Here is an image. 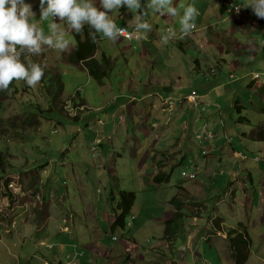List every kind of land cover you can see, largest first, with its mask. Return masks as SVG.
<instances>
[{
	"label": "rangeland",
	"instance_id": "obj_1",
	"mask_svg": "<svg viewBox=\"0 0 264 264\" xmlns=\"http://www.w3.org/2000/svg\"><path fill=\"white\" fill-rule=\"evenodd\" d=\"M28 2L35 4L37 16L32 19L49 35L51 18L41 21L39 0ZM249 2L231 0L241 7V13L231 14L233 23L239 20L236 25L240 28L235 30L231 16H220L214 2L173 0L178 15L151 12L147 17L151 32L141 43L122 38L115 43L107 38L100 42L98 58L104 53L111 59L108 64L98 59L106 73L99 80L84 67L66 61L77 44L71 30L67 37L72 42L70 51L59 53L46 48L41 55L33 56L34 63L45 66L44 80L34 88L24 81H14L11 94L0 93V151L6 162L0 177L11 181L10 188L5 189V180L0 188V212L3 209L9 213L14 203L27 202L14 176L24 181L31 176L32 200L52 203L49 230H60L58 222L66 214L65 207L75 219L76 231L70 223L71 233L84 235L88 241L91 235L87 230L100 225L104 244L118 247L121 256L116 261L120 264H235L230 257L227 232L240 224L252 226L255 220L253 226L259 227L261 215L256 210L249 211L247 205L264 203V142L251 138L254 130L264 127V95L257 88L256 93L252 90L264 85V19L245 8ZM190 4L198 10L204 4L205 14L198 17V22L195 20L192 35L182 37L179 21ZM245 11L263 25L255 22L242 28L240 18ZM131 14L133 18L135 13ZM121 17L119 9L113 10L111 18L116 25H128ZM168 28L177 35L164 44L161 37ZM234 30L237 32L227 34ZM217 34L223 35L225 41L215 39ZM228 42L238 46L252 43L253 47L237 54L227 49ZM235 66L237 71H233ZM254 73L259 76L254 77ZM193 91L198 102L202 100L199 108L188 102ZM134 99L138 101V105L133 104L135 110L145 109L144 115H135L136 123L129 113ZM182 100L186 102L178 103ZM147 103L154 105L152 118L159 120L150 133L137 124L142 116H147ZM203 131L213 138L201 144L199 136ZM207 147L211 155L206 157L203 152ZM233 150L247 159H235ZM164 152L171 156L163 167L167 161ZM158 167L167 171L168 182L153 181ZM199 186L205 200L186 193L180 195V187L192 190ZM122 191L135 193L125 220L131 226H120L112 232L108 216L121 213ZM181 197L190 203L177 200ZM173 199L187 204L180 211V221L173 224L172 241L159 247L165 220L176 208ZM5 203H11V207ZM197 203L204 204V208ZM30 211L28 216L34 220ZM14 216L18 215L5 216L4 220L10 222ZM222 218L223 226L216 228V221ZM23 223L21 219L17 229L21 230ZM8 230L9 226L0 227V264L61 261L47 247L39 246L40 238L35 239L40 234L37 229L34 238L24 233L20 236L19 231L11 235ZM261 234L249 232L252 239L246 264H264ZM113 237L120 242L113 241ZM125 248L130 252L126 253ZM89 257L90 253L79 260L84 262ZM95 258L96 261L91 257L90 260L105 264L99 256ZM62 264L68 261L63 259Z\"/></svg>",
	"mask_w": 264,
	"mask_h": 264
},
{
	"label": "clouds",
	"instance_id": "obj_2",
	"mask_svg": "<svg viewBox=\"0 0 264 264\" xmlns=\"http://www.w3.org/2000/svg\"><path fill=\"white\" fill-rule=\"evenodd\" d=\"M228 1L231 2V0ZM233 7L239 14L241 7L236 5ZM34 8L35 4L28 0H0V91L11 94L14 89L10 85L14 81H24L31 88L38 85L45 76V66L34 63L32 57L41 55L46 48L57 50L59 53L70 51L72 42L67 38L68 30L78 35L82 41L89 40L96 45L104 38L115 43L121 37L132 38L133 36L140 39L134 42L140 43L146 34L151 32V25L147 19L151 12L155 11L171 17L178 15V7L173 5V0H97L95 3L94 0H39L40 20L51 18L48 25L50 34L45 35L42 28L32 19L37 16ZM122 8L135 13L129 21V27L134 29L131 33L126 27H117L111 18L113 10ZM245 8H251L258 19H264V0H250ZM120 14L125 16L121 11ZM198 15L199 11L195 5L190 4L184 8L179 21L182 37L191 36L195 31V20ZM176 35L173 28H168L162 35L161 42L167 44ZM88 59L90 58L82 60L81 65H85ZM253 76H259V73H254ZM262 87L264 85L254 86L255 89L257 88L256 91L261 90ZM196 101L197 105L192 104L188 99L191 105L198 107V95ZM185 102L182 100L178 103ZM10 186L11 182L9 188ZM5 206L11 207V203H5ZM1 210L0 221H3L5 216L11 217L8 212ZM4 226L0 223L1 228ZM127 226L130 227L131 224L126 223L125 227ZM71 264H78V262L73 261Z\"/></svg>",
	"mask_w": 264,
	"mask_h": 264
},
{
	"label": "crops",
	"instance_id": "obj_3",
	"mask_svg": "<svg viewBox=\"0 0 264 264\" xmlns=\"http://www.w3.org/2000/svg\"><path fill=\"white\" fill-rule=\"evenodd\" d=\"M223 1H225L224 4H223ZM227 1L228 0H208V2L210 4H212V2H214L213 5L218 7L220 16H225V15L231 16L226 11V9H227L226 2ZM222 4H223V9L221 11ZM202 8H204V4L202 5ZM202 8H200L198 10L199 11V15H198L199 18L203 17V15L205 14V11H202ZM119 11L123 12V14L125 15V16L121 17L122 19H124L121 21L128 23V25H125V26H130L129 21L132 20V14L126 8L119 9ZM242 16H243V18H240V19L241 20L243 19L242 25L244 27H242V28H244V29H246L247 27L253 26L252 24L255 22H260V24L263 25V22L261 20H255L250 15V13L248 11H245V14ZM198 17L196 18L197 22H198ZM231 18H232V26L234 27V29L237 30V28H240L238 26L239 20H237L236 23L235 22L233 23V17L231 16ZM236 24H238V25H236ZM208 30L212 31L213 28L208 27ZM235 30L232 32H229L227 34L232 35L233 33H236L237 31H235ZM215 39L225 41L223 38V35H219V34L215 35ZM227 44H228L227 49H229L230 51L233 50L237 54L243 48L245 50H248V49L252 50V47H253L252 43H250V45H248V46H238L237 43H229V42ZM227 49H226V52L227 53L230 52ZM220 52L222 53L223 51L220 50ZM102 55H101V57H102ZM101 57L98 58V55H97V59H101ZM237 69H238V66H235L233 71H237ZM252 90L256 93L255 88H252ZM259 91H260V89H259ZM150 97L151 96L149 95L148 98H150ZM199 101H200V102H198L199 106L196 108L200 107V104L202 101L201 98ZM130 103H132V104H129V106H132V108L129 109V111H130L129 113L131 115L132 121H134V123H136L137 120L134 119L135 115L136 114L137 115L138 114L144 115L145 109L138 108L137 110H135L133 108L134 103H136L138 105V101L136 99H134ZM147 108H149L148 112H147V116H142L140 121L137 124L139 125V127H141L143 129V131L145 133L146 132L150 133V131H152L154 126L158 124L159 120L156 121V120H154V118H152L153 117L152 113L154 111V105L153 104L150 105L147 103ZM150 125H151V128H150ZM146 129H148V130H146ZM207 153L208 154L206 155V157L211 155V152H209L208 147H207ZM163 155L165 157V160H167L166 162L163 163V167H164L166 165V163L168 161H170L171 154H170V152H167V153L164 152ZM232 156L235 159L240 160V161H244L247 159V157L243 153L239 152L238 150H233ZM163 167H158L157 173L153 178V181L155 183H157L156 182V176L157 175H159L157 177V179H160L164 175H166V176L168 175L167 171H165ZM246 171L248 172V169H246ZM248 173L250 174V172H248ZM14 178L17 179L18 184L24 190L23 194H24V197L26 196L27 202L26 203H14L13 208L10 210V212L8 214H9V216L10 215L12 216L13 214L18 215V216L17 217L14 216L12 221H10V222L9 221L5 222V220L0 221V223L4 224L5 226H8L9 224H11V226L9 225V230L7 231V233L13 235L14 231H19L20 236L22 235L21 233H24V234H28L29 236H31V238H34L33 232L37 229L38 231H40V234L35 236V239L40 238L41 241L39 242V246L40 247H47L48 250L53 252L55 254L56 258H59V260H61L60 262H58V264H62L63 259H66L68 261V264H71L73 261H77L78 264H95V263H93V261L97 260V258H95L97 256H99L100 257L99 260L100 261L103 260V262L105 264H108L111 261L113 262V264L114 263L115 264L122 263L121 261H119V262L116 261V259L121 256V255H119L118 247L112 248L111 246H107L106 244H104L103 235H102V228L100 225H97L93 229L89 228L87 230V232L91 235V238L88 236V238H90V239H88V241H86V239L84 238V235H82V236L78 235L76 232L72 234L71 233L72 228H70L69 226H70V223H72L73 224L72 225L73 230L76 231L75 226H74L75 219L73 217L71 218L68 215V210L65 207H63V208H64V211L66 214H64L65 216H62V218L58 222V223H60V224H58V227H60V230H57L56 233H53L52 230H49V228L52 224V222H51L52 218L50 216L51 210H52V203H35L32 200L33 182H32L31 176H28V179L25 181L19 180V177L17 175L14 176ZM262 186L264 187V181L262 183ZM179 191H180V195H181V193H186L187 195H189L190 197H192L194 199L205 200L204 190L202 189V186H199L197 188L194 187L192 190L186 189L184 187H180ZM181 198L177 199V200H183V201L190 203L188 200L183 199V197H181ZM260 201H262V196L260 198ZM172 202H173L172 203L173 207H176L179 210H176V208H174L175 210L173 209L174 211H171L170 215L167 216V218L165 220V231H164L163 237H162V244L159 245V247L169 243V241L167 240V237H166L167 225L171 227V229L168 228V230H167L168 233L169 234L173 233L171 240H170V241H172L173 236H174L173 224L176 221H180L182 214H180V216H178L177 219L174 217L177 213H181L180 212L181 209H183L184 206H186V204H187L186 202H184L183 205H181V202L177 203L175 199H173ZM192 204H194V203H192ZM197 204L201 206V209L204 208V204H202V203H197ZM233 204H235V203H233ZM228 207H229V210H232V205L228 204ZM247 208L249 209V211L256 210L258 212V214L261 215V218H262L261 224L259 227L253 226V224L255 223L256 220L251 224L252 226H250V224H245L246 227L248 228L247 229L248 234H249V232H254V231H258V233L262 232L263 234L259 235V237L263 238L264 237V203H248ZM31 209H32V215L35 217L34 220L30 219L28 216L31 213V211H30ZM90 210H92V214L95 213L94 207L90 208ZM54 212L58 214V211L56 208L54 209ZM37 215H38V217H39V215L42 216L40 221H38L39 219H38ZM196 215L197 214L195 213L194 216H196ZM93 216L96 218L95 214H93ZM21 219H24V223L22 224L23 227L20 230L17 228H18V225H19ZM58 220L59 219H57V221ZM115 220H116V215H109L108 216V222L110 223V226L112 228V232H116V230L113 227ZM249 221L251 222V220H249ZM223 222H224L223 218L219 221H216V228L222 227ZM14 223H16V224L14 225ZM66 229L68 231H66ZM46 230H47V232H44ZM220 231H223V229H221ZM249 237L251 238V235H249ZM112 239H113V241L120 242V239L115 240L114 237ZM208 240L209 239H207V241ZM46 243H48V246L46 245ZM122 248H124V247H122ZM125 249H126V253L130 252V250L128 248H125ZM84 253H85V256L83 255ZM88 253H90V257L93 259V261L90 260V257L88 258V260H86L84 262L79 260L80 258H83V257L85 258L88 255ZM70 256H71V258H69ZM62 257H63V259H62ZM98 263L100 264V262H97V264ZM46 264H49V261H46ZM52 264H55V263H52ZM165 264H169V262L167 261V262H165Z\"/></svg>",
	"mask_w": 264,
	"mask_h": 264
},
{
	"label": "trees",
	"instance_id": "obj_4",
	"mask_svg": "<svg viewBox=\"0 0 264 264\" xmlns=\"http://www.w3.org/2000/svg\"><path fill=\"white\" fill-rule=\"evenodd\" d=\"M225 1H223V4ZM223 4L221 11L223 9ZM87 33V27L85 28V34ZM73 35L75 36L76 39V46L73 52L70 54V56L66 59V61L69 60V62L75 66V67H84L86 71L94 77L96 80H99L100 77L106 76V73L102 71V66L98 62L99 60L97 59V55L100 52V47L99 44H93L89 40H81V38L76 35L73 32ZM85 58H90L88 59L87 63L85 65H81V61L84 60ZM111 58H109L106 54L102 55L101 60H103V63L108 64L110 62ZM212 74V73H211ZM213 75H216V73H213ZM56 79V78H53ZM44 80V78L42 79ZM58 78L56 79V81ZM1 95L3 96V91H0ZM260 93H263L264 95V87L261 88ZM264 97V96H262ZM2 104L0 103V107ZM252 139L255 141H261L264 142V127L258 128L253 131ZM206 151V150H205ZM204 151V152H205ZM204 154V156L207 155V153ZM5 167H6V162H5V156L4 153L0 151V169L2 170V173L5 172ZM159 175L156 176V182L162 183V182H168L169 181V175H164L160 179H157ZM5 180V184H4ZM10 179L4 178V176L0 177V188H2L3 185H5V189L9 187L10 184ZM121 201L119 204V208L121 210V213L116 214V220L113 224L114 229L116 230L118 227L122 226L125 227L126 223V216L130 213L133 203H134V198H135V193L134 192H128V191H122L121 192ZM175 218V217H174ZM168 228L171 229L170 226L167 225L166 228V237L167 240H170L172 237V234L168 233ZM172 231V230H171ZM227 241H228V249L230 251V257L234 261L235 264H246L249 260L250 257V244H251V238L248 235V230L245 225H241L235 229H230L227 232ZM129 260H132V257L128 256Z\"/></svg>",
	"mask_w": 264,
	"mask_h": 264
},
{
	"label": "built area",
	"instance_id": "obj_5",
	"mask_svg": "<svg viewBox=\"0 0 264 264\" xmlns=\"http://www.w3.org/2000/svg\"><path fill=\"white\" fill-rule=\"evenodd\" d=\"M233 6L234 5L231 2H229V4L227 5L226 11L230 15L231 14H237L236 11H235V8ZM230 9H231V11H230ZM240 13H241V11H240ZM117 27H126L129 33H131L134 30L133 27H129V26H117ZM121 38L122 39H125L127 41H130V42H134V41H139L140 40V39H137L134 36L132 38H127V37H121ZM169 41H171V39ZM196 98H197L196 93H192L191 96H190V98H189V102H191L192 104L197 105ZM212 137H213L212 135L211 136H209V135H206L205 136V131H203V134H202V136H199V139L201 141V144H204L206 141L212 139ZM204 153L206 154V151ZM190 178L191 179H194L195 178V175H191ZM114 239H117V238H114Z\"/></svg>",
	"mask_w": 264,
	"mask_h": 264
}]
</instances>
